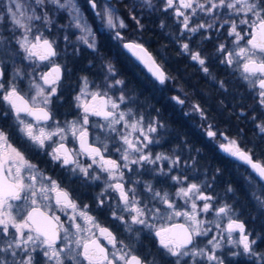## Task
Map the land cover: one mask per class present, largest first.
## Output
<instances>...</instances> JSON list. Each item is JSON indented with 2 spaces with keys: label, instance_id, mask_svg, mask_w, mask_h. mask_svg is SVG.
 <instances>
[{
  "label": "snow or ice",
  "instance_id": "snow-or-ice-1",
  "mask_svg": "<svg viewBox=\"0 0 264 264\" xmlns=\"http://www.w3.org/2000/svg\"><path fill=\"white\" fill-rule=\"evenodd\" d=\"M118 2L127 9L128 21L138 33L145 28L141 13L159 12L171 18L178 25V54L190 56L200 71L227 92V82L212 75L207 58L183 42L197 35L210 40V33L223 29L230 39L215 49L219 63L238 74L264 115V0ZM87 11L93 16H86ZM94 19L109 34L104 39L116 41V47L131 53L155 81L163 85L171 78L144 44L128 35L130 24L112 0L102 4L84 0L83 5L80 0H0V264H158L155 258L149 260L134 251L145 230H154L164 250L159 254L163 264H225L224 256L218 254L225 250L227 255L247 256L254 264H264V252L253 247L256 240L250 238L252 233L238 219L233 205L217 203L218 197L208 191L220 169L212 182L207 172L204 179L193 182L198 177L188 173L196 165L194 157L182 159L175 149L168 154L153 152L150 146L161 142L166 125L158 115L146 118L133 107L137 100L125 92L126 83L118 78L115 64L102 53L101 36L90 22ZM159 27H167L164 20ZM60 40L65 58L80 56L87 49L93 59L99 57L104 71L103 85L93 90L88 78H81V90L74 97L80 113L63 123L51 110L53 98L60 99L63 78V66L57 62ZM40 65L46 70L37 72ZM26 77L27 90L20 86ZM173 100L185 103L180 97ZM192 109L201 120L207 119L200 104H193ZM90 117H99L103 123ZM252 120L264 143V119L253 115ZM90 128L98 130L94 138ZM13 132L22 147L12 143ZM206 136L226 157L250 169L243 179L256 206L264 210V160L254 159L256 146L242 145L239 131L231 137L211 123L206 125ZM180 147H187L186 142ZM28 152H46L53 164L69 174L70 182L82 187L101 184L94 198L96 207L110 213L127 240L101 226L89 205L79 204L59 180L28 158ZM145 174L151 178L142 179ZM225 192H234L231 184ZM202 214L212 218L203 219ZM162 216L183 217L185 223L157 229L152 221ZM213 229L215 234L209 237ZM97 232L111 245L110 250L101 245ZM200 237H208L203 247Z\"/></svg>",
  "mask_w": 264,
  "mask_h": 264
},
{
  "label": "flooded vegetation",
  "instance_id": "flooded-vegetation-1",
  "mask_svg": "<svg viewBox=\"0 0 264 264\" xmlns=\"http://www.w3.org/2000/svg\"><path fill=\"white\" fill-rule=\"evenodd\" d=\"M80 2L82 5L84 4V0H80ZM100 3L102 4L103 0H100ZM112 3L116 5L117 11L120 12L124 19L130 24L128 35L140 40L149 50V52H151L157 58V60L162 63L165 71L171 77L165 84H159V82L155 81L145 70V68L139 64V62L136 61L128 52L116 47V41L104 39V37L108 36L109 34L106 31L101 30V22L99 20L94 19L90 21L92 23L93 29L101 36L102 53L105 55L106 59H111V61L116 66L118 78L124 80L126 83L125 92L136 93L139 91L150 90L154 93L155 104L157 105L156 109L154 108L155 114L158 116L160 115L159 118L168 126V136L171 139L169 142L170 146H168L169 150L183 146L186 142L187 147H184L182 150L184 157L197 154L201 155V153L196 152V149L193 150L191 143L187 141V136L190 137V132L193 130L196 134L195 136L205 140L210 145V148H213L215 153L224 156L231 162H236L221 153L216 144L206 136V128L202 127V124L206 123V120L193 119L190 117V72L194 62L190 59V56L178 54L180 48V42L177 39L179 37V32L177 31L178 25L174 24L171 18L166 19L165 16L159 12L153 13L152 15H144L141 13L143 16L142 22L144 23V20L146 19L147 24L144 23V31L142 33H138L133 30L134 26L131 25V21H128L127 9L123 7L122 2H118V0H112ZM85 15L91 17L93 16V13L87 11ZM161 20H164L165 24L167 25V27L163 30L159 27ZM210 35V40H201L200 36L197 35L194 36L191 41L184 39L183 42H188L190 48L193 51H200L202 56H206L205 46L209 45L213 56L216 55L214 58H217V54L215 53L216 45L219 40L217 35H220V37L223 38L224 30L221 29L219 34L210 33ZM72 39L75 40V36H73ZM58 43L61 56L57 58V62L63 66V78L61 79L60 83H62L64 77L69 73L73 78H78L79 76L98 78L102 77L104 81L102 61L99 59V57L93 59V55L88 53L84 55V59L81 57V55L72 58H65L63 56L64 48L62 40H60ZM69 52H71V50ZM82 52L89 51L84 49ZM90 61L92 66L89 64ZM23 63L26 64L27 62ZM216 66L219 67L220 64H217ZM40 70L46 69H44L43 65H40L37 69V72ZM11 71V66H9L8 72L11 73ZM28 71H30V69H28ZM103 81L100 80L96 82V85H103ZM28 82L29 77H26L25 80L21 82L20 86L27 90ZM144 82L145 85H142ZM96 85L92 84V86ZM62 89L66 91L70 90V92L73 91V88L68 86L65 88L62 87ZM117 93L118 91L115 90V94ZM173 97H180L185 101V103L183 105L177 104L176 101L173 100ZM162 102L166 103L168 107V113L163 112V114H167L168 117L166 118H164L162 116L163 114H160L159 111V107ZM90 119L91 121H97L99 123L103 122L99 117H90ZM179 140H184V143L182 142L179 145H176V141L178 143ZM189 148L192 150L191 152H189ZM113 157H116L115 153H113ZM101 226L109 228L106 225ZM97 236L99 237V242L101 245L109 248L107 241L104 240L102 236H100L99 232H97Z\"/></svg>",
  "mask_w": 264,
  "mask_h": 264
},
{
  "label": "trees",
  "instance_id": "trees-1",
  "mask_svg": "<svg viewBox=\"0 0 264 264\" xmlns=\"http://www.w3.org/2000/svg\"><path fill=\"white\" fill-rule=\"evenodd\" d=\"M144 23L147 24L146 19L144 20ZM205 47V53L210 55L211 49L209 48V45ZM82 53L81 57L84 59V55L89 52ZM211 63H215L213 58L211 59ZM193 65L194 64H192L191 67L190 77L192 76V72L197 70V68L194 67L195 65ZM216 65V63L213 64L214 68L212 72L215 74L217 80H224L227 82V92H224L220 88L213 90L209 86V82L207 83L206 80L198 79L197 76H195L198 80L197 84H192L190 79V100L197 101L201 107L204 108L207 115L206 123L202 124V127L206 128V125L211 123L219 131L225 132L229 136H236L239 131L241 133L240 142L242 145L256 146L254 159H264V143H261L259 140V137L257 136L258 130L252 120L253 115L257 116L258 119H263L261 109L256 106L253 96L249 93L246 85L239 81L236 74H233L231 71L229 72L223 65H220L219 67ZM82 77L85 76L73 78L71 75L67 74L63 79V81H67V85L64 87L68 86L73 88L74 83L72 81L76 82L79 80L80 83H82ZM86 77L89 82L92 83L100 80L103 81L102 77ZM133 95L138 97L140 104L150 108L151 113H153V111L155 112L157 105L155 104V95L153 92L150 90L139 91L133 93ZM64 101L68 103L72 101V98L68 96ZM159 111L160 114H163V112L168 113L167 104L162 102ZM241 113H244V115H241ZM162 116L164 118L168 117L167 114H163ZM195 135V132L192 130L190 132V137L187 136V141L191 143L193 150L199 149V153H201V155H196L199 159V168H203V172L198 175V179H204V173L207 172L208 180L209 182H212V175L215 174L216 169H220V173L213 183V187L208 190L209 193L218 197L217 203L226 201L234 206L238 205L242 209L241 221L244 222L245 226L248 227L253 236H258L255 246L256 251L264 252V210H261L256 206L254 202L255 200L252 198L251 190L246 186L247 184L243 179L245 171H242L234 162L215 153L213 148H210V145L205 140ZM229 184H231L234 189L233 193L225 192V189ZM158 262L163 264V261L160 260V255L158 257ZM228 264H254V260L252 258L248 260H240L237 258ZM255 264H259V262H255Z\"/></svg>",
  "mask_w": 264,
  "mask_h": 264
},
{
  "label": "rangeland",
  "instance_id": "rangeland-1",
  "mask_svg": "<svg viewBox=\"0 0 264 264\" xmlns=\"http://www.w3.org/2000/svg\"><path fill=\"white\" fill-rule=\"evenodd\" d=\"M217 36H218V39H219L217 45L219 43H226L230 39L229 37H227L225 31H224L223 38H221L220 35H217ZM62 43H63V41H62ZM217 45H216V47H217ZM227 46L229 48L232 47V45L230 43H228ZM63 48H64V43H63ZM70 50L71 49H69V51ZM213 53H214V51H213ZM215 56H213L212 53L210 55L206 54V56H205L207 58V62H208V66L210 68V71H211V73H212V75L214 77H215V74L212 72V70L214 68L213 64H215V63L216 64H220L219 60H217V58L216 59L214 58ZM212 57H213V60H215V63H211ZM194 65L193 66L195 68H197V70L192 72V76L190 77V79L192 81V84L193 83H195V84L198 83V80L195 78V76H197L198 79L206 80L207 83L209 82V86L213 90L214 89H216V90L219 89L218 85L216 83H214V81L212 79H210L202 71L199 70L200 66L196 62H194ZM220 65H222V64H220ZM223 66H225V65H223ZM227 70L229 72L231 71V69H228V68H227ZM69 75H70V73H69ZM236 76L238 78V74H236ZM62 82H63V84L60 83V88H59V91H58V95L60 96V99L56 100L55 98H53L54 99V103H53V105H51V110H52L54 118L56 120L60 121L61 123H63L65 120H69V121L74 120L79 115L80 110L75 107L76 101L74 100V97L79 94V92L81 90V86H82V83H80L79 80L76 81V82L72 81L74 83L73 91L70 92V90L66 91V90L62 89V87L67 85L66 84L67 81L64 80ZM103 83H104V81H103ZM92 84L96 85V82L95 83H91L90 82V85H91V89L90 90H93L95 88V86H92ZM142 85H145V82H144V84L142 83ZM112 91H115V90H112ZM131 94L133 95V93H131ZM29 95H31V93H29ZM116 95L118 96L119 92ZM68 96L72 98V101L66 103V101H64V99L66 97H68ZM134 97L136 98L137 103L133 107L136 108L138 111L142 112L146 116V118L149 117V116H157L154 111H153V113L150 112V108L140 104L139 101H138V97L137 96L134 95ZM197 103L198 102L195 101V100L194 101L192 99L190 100V112H191L190 117H192L193 119H199L200 120L201 118H200L199 114L194 112L193 109H192V105L193 104H197ZM121 107L123 108L124 106L121 105ZM261 115H262V110H261ZM262 116H263V119H264V115H262ZM7 123L11 124L12 122L9 120ZM49 124H51V121L49 122ZM97 131L98 130L95 129V128H90V133L92 134V138L95 137V134H96ZM168 135H169L168 126L166 125V129L164 130V136L162 137L161 142L158 145L150 146V147H152L154 153L155 152H163L165 154H168V153L172 152V150H169V148H168V146H170L169 142L171 140ZM257 136L259 137L258 131H257ZM231 137H236V136H231ZM69 139L71 140V138H69ZM11 140H12V143L14 144V146L22 147V145L20 143V140L18 138V135L15 132H13ZM182 142L184 143V140H179L178 143L176 141V145L177 144L179 145ZM69 146L72 147L73 144L69 143ZM75 147H76V145H75ZM174 149L179 153V155L182 157V159H188V157L190 156L189 155L188 157H184L180 146L176 147ZM27 156H28V158L30 160H32L33 163L37 164L40 168L45 170V172L48 175H50L53 178L59 180L61 182L62 186L66 187L70 191V193L73 196V198L76 199L79 204H81V205H84V204L89 205V209L88 210H89L90 214L93 215L97 219V221L100 223V225L108 226L117 235L118 239H126L127 240V237L125 236V234L117 227L116 223L112 220L110 213L106 209H98L96 207V202H95L94 198L99 193V191L101 190V187H102L101 184L98 183L96 185H92V186H88V187H82L79 182H75V183L70 182V180L68 179V175L69 174L65 170L61 169L58 165L53 164L52 161L47 156L46 152L45 153L28 152ZM191 156L195 158L196 165H195L194 169L192 171H190L188 174H189L190 177L194 176V177H198L199 178L198 175H200L203 172V168H199V164H198L199 163V159H198V157L196 155H191ZM113 158H116V157H113ZM81 160L84 163H90V161H88L85 157H81ZM262 160H264V159H262ZM189 162H191V161H189ZM234 163L239 168H241L242 171H245L244 172L245 175H247L250 172L245 166L239 164L238 162H234ZM129 175H132V174H129ZM150 178L151 177L148 174H145L142 177V179H144V180H148ZM202 179L203 178H200V179L194 180L193 182H199V180H202ZM156 186L157 187H161V185H159V184H157ZM246 186L248 187V185H246ZM248 189H249V187H248ZM255 190L257 192H259L258 188L255 189ZM251 193H252V190H251ZM254 202L256 204V201H254ZM177 203L179 205H182L183 201H177ZM200 203H202V202H200ZM231 205H233V204H231ZM233 207L235 208V211H236L238 219L241 220L242 209L238 205L237 206L233 205ZM179 210H184V209H179ZM56 214L60 215L62 220H66V217H64L63 213L57 212ZM201 218L208 220V219H211L212 217H211V214H209L208 216H204L202 214ZM175 222H183V223H185V220H184L183 217H174L173 219H167L165 216H162L160 219L152 221V223L155 224V228H157V229L160 228V227H168L170 224L175 223ZM246 230L251 233V231L248 229V227H246ZM215 231L216 230L213 229V232L209 233V237L214 235ZM235 235L238 236L239 233H236ZM250 238L251 239H255L256 241L258 240V236H253V234H252V236ZM197 239L199 241H202L200 246L203 247L207 243L208 237H200V238H197ZM255 246H256V244L253 245L254 248H255ZM108 249L109 250L111 249V245H109ZM255 250H256V248H255ZM134 251L139 256L147 257L149 260H152L153 258H155L157 260V262H158L159 254L162 253L164 250L159 248L158 238L155 237L154 230L153 231L145 230L144 233L141 235L140 242L136 245ZM218 254L224 256L225 264H228L229 262H233L237 258L240 259V260H245V259L248 260V259H250L247 256L233 257V256H230V255H227L226 250H225V252L218 253ZM158 264H160V263L158 262ZM200 264H206V262L201 261Z\"/></svg>",
  "mask_w": 264,
  "mask_h": 264
},
{
  "label": "water",
  "instance_id": "water-1",
  "mask_svg": "<svg viewBox=\"0 0 264 264\" xmlns=\"http://www.w3.org/2000/svg\"><path fill=\"white\" fill-rule=\"evenodd\" d=\"M131 55V53H129ZM134 58V57H133ZM135 59V58H134ZM143 66V65H142ZM144 67V66H143ZM145 70L147 71V69L145 68ZM148 72V71H147ZM150 74V73H149ZM77 148H78V144H77ZM247 167V166H246ZM250 170V169H249ZM176 223H183V222H176ZM174 223L170 224L168 227H170L171 225H173ZM100 234V233H99Z\"/></svg>",
  "mask_w": 264,
  "mask_h": 264
}]
</instances>
